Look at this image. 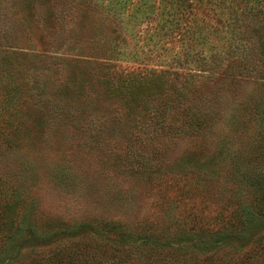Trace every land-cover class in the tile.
<instances>
[{
  "label": "trees",
  "instance_id": "1",
  "mask_svg": "<svg viewBox=\"0 0 264 264\" xmlns=\"http://www.w3.org/2000/svg\"><path fill=\"white\" fill-rule=\"evenodd\" d=\"M11 1L16 8L17 22L20 23L23 34L21 37H9L14 27L8 14ZM50 1L52 4L49 2V6H44L37 0H0V5L5 3V7H0V113L4 116L2 123L6 126L1 132V138L10 147L14 144V137L19 132L23 118L26 119L30 111L37 114L38 109L42 108L45 109L46 116L51 113L50 97L39 90L45 79H48L51 67L48 65L44 71H39L38 68L31 69L29 65H15L16 60H22L17 56L30 58L25 56L29 54L21 53L20 48L24 41L32 44L31 40L35 39L33 37L37 36L36 31H40L41 27L46 29V33L53 35L56 24L65 27L69 23L72 9L69 7L67 11L62 9L61 12L62 5L59 7L57 2ZM241 1L246 2L109 0L101 18L111 20L112 16H117L126 19L128 25H140L150 21L155 15L158 16L157 26L147 39L153 42V49H150L152 52L164 50L166 53H176L169 55V77L163 73L167 71L158 73L144 65L147 55H140L137 46L128 47L126 43L116 39L112 43H105L100 50L109 51V54L95 60L107 76L98 79L102 83L100 92L106 97L101 104L103 111L94 112L100 97L99 91L87 89L75 100H71L75 92L71 93L69 99L56 101L58 109L52 108L53 117L61 121L58 126L60 132L65 131L68 121H71L69 127L73 137L86 136L98 140L105 137L106 128L112 124L114 126H111V130L120 129L126 142L132 143L131 145L148 142L154 150L159 149L160 140L205 132L215 121L212 94H217L228 83L227 79H258L264 74V63L257 61V55H261L257 43L251 44L248 51V55H253L254 62L242 59L239 64L234 62L232 66V58L235 56L232 55V40H225L224 36L222 39L225 41L219 40V25L229 28L232 24V14L228 13L230 16H226L224 10H232V3L240 5ZM41 5L47 8L48 13L50 11L53 26L46 21L47 16H44ZM244 14L243 10L241 14L237 11L235 24H242L247 19ZM254 18L259 23L257 16ZM252 30L260 32L259 27ZM248 32L245 30L243 35L249 34ZM24 35L30 36V40L23 39ZM36 39L35 46H42V41L37 37ZM162 39H168L173 46L169 49L162 43ZM97 42L98 40L93 41L91 46L97 47L100 44ZM32 55L39 58L38 53ZM99 55L102 54L99 52ZM31 58L34 61L32 56ZM88 60L84 59L83 62L90 63ZM248 62L251 73L244 75L241 69L244 70V65ZM172 66L182 68V71L174 70ZM234 71L238 74L235 75ZM195 78L198 84H195ZM198 78H207V81L201 84ZM5 80L7 82L2 84ZM211 84L217 86L215 90ZM207 86L210 89L208 92ZM73 87L77 89L75 85ZM234 92L236 94L237 91ZM43 99L48 103L42 105ZM94 113L98 114L93 115ZM255 139L251 152L242 153L241 157L258 166L243 171V177L248 178V183L244 184L240 183L242 180H237L240 172L232 168L235 180L229 179L232 184L224 188L230 197L210 218L190 207L192 210L186 208L183 215L166 214L150 219L151 221L149 218L141 219L134 224L114 217H99L93 220L94 223L80 221L71 224L59 218H44L45 215L40 214L38 203L29 201L25 209L30 211L29 221L32 222L30 225L33 229L39 230L42 227L50 236L67 229L81 232L70 243L55 245L47 250H33L16 255V248L13 249L17 244L16 234L22 233L23 226L17 225L14 232L11 228L5 230L14 220L6 213L11 205L10 201L20 204L24 200L23 193H19L24 186L18 184L21 187L16 189L14 186L5 188L0 185V264H264V235L256 231L264 230V168L259 166L264 158V146L261 139ZM133 152L139 153L136 149ZM3 156L0 154L1 158ZM190 174L192 170L186 175ZM215 175L211 170H194L193 177L213 181L216 180ZM0 181L2 184L6 183L2 177ZM195 184L190 187L193 196L198 191V180ZM6 185L12 186L8 183ZM23 218L25 219L24 215ZM17 221L21 222L19 217ZM258 233L260 234L257 235Z\"/></svg>",
  "mask_w": 264,
  "mask_h": 264
},
{
  "label": "rangeland",
  "instance_id": "2",
  "mask_svg": "<svg viewBox=\"0 0 264 264\" xmlns=\"http://www.w3.org/2000/svg\"><path fill=\"white\" fill-rule=\"evenodd\" d=\"M54 1L59 7L62 5L61 12L62 9L67 11L69 7L72 9L69 23L65 27L56 24L53 35L50 32L46 33V29L41 27L40 31H36L38 33L36 37L42 41V46H35L37 43L35 36L33 37L35 39L31 40L32 44L24 41L20 48L21 53L29 54L25 56L30 58L20 55L16 58L22 60L15 61L17 66L21 63V65H29L31 69L38 68L39 71H44L48 65L51 67L48 79H45L39 89L41 93L50 97L51 113L46 116L45 109L42 108L38 109L37 114L30 111L26 119L23 118L12 147L1 138V132L6 126L2 123L4 116L0 113V154L4 155L0 157V177L6 181L5 184L0 183V185L5 188L14 186L16 189L21 187L18 184L24 186L19 191L23 193L24 200L20 204L10 201L11 205L6 213L14 220L12 225L9 220L10 223L5 230L11 228L14 232L17 225L23 226L22 233L16 234L17 244L13 247L16 248V255L68 244L81 233L67 229L50 236L42 227L41 230L33 229L30 225L32 222L29 221L30 211L25 209L29 201L38 203L40 214H44V218H59L71 224L80 221L94 223L93 220L99 217L120 218L128 224H134L141 219L149 218L148 220L151 221L150 219L160 218L166 214L183 215L186 208L192 210L190 207H194V211L206 218L214 216L216 209L223 207L230 197L224 188L232 184L229 179L235 180L232 168L240 172L237 180H242L240 183L244 184L248 183V178L243 177V171L258 166L241 156L242 153L251 152L254 146L252 144L256 142L255 138L261 139L264 146V74L258 79L250 77L244 80L243 78H232V81L227 79L228 83L219 89L217 94H212L215 121L209 129L206 128L203 133L186 134L172 140H160L159 149L154 150L148 142L131 145L132 143L126 142L122 137L120 129L111 130L113 128L111 126H114L112 124L106 128L105 137L98 140L86 136L75 138L69 127L71 121H68L65 131L60 132L58 126L61 123L59 118L53 117L52 108L58 109L56 101L69 99L71 93L75 92L71 97V100H75L81 97L80 93L92 89L99 91L100 95L94 112L103 111L101 104L106 97L100 92L102 83L98 79L107 76L103 74L102 68L98 67L95 60L109 54V51L100 50L105 43H112L116 39L123 41L128 47L137 46L140 55H147V62L144 65L157 70L158 73L171 69L169 55L176 53H166L164 50L150 51L153 49V42L148 41L147 37L157 26V15L140 25L134 23L128 25L126 19L117 16H112L111 20L101 18L105 14L109 0ZM37 2L44 6H49V2L52 4L50 0H37ZM9 3L11 5L8 14L14 25L12 35L9 37H21L23 34L20 23L17 22L16 8L12 6L14 2ZM44 6L42 12L47 16L46 21L53 26L50 11L48 13ZM0 7H5V3ZM242 10L247 19L244 18L242 24H235L236 13L238 11L241 14ZM224 12L226 16H230L228 13L232 14V24L229 28L219 25V33H221L219 40H232V55H235L232 58V66L234 62L239 64L242 59L254 62L253 55H248V51L251 44L255 43L261 53L257 55V61L264 63V0L262 2L246 0L245 3L241 1L240 5L232 3V10L226 9ZM254 16H257L259 23L255 22ZM43 23L45 25L44 21ZM254 27H259L260 32L252 30ZM245 30L249 31V34L244 36ZM255 35L257 37H254ZM29 37L24 35L23 39ZM97 40L100 44L94 48L95 45H91ZM162 43L169 49L173 46L168 39H162ZM238 47L241 50L237 49ZM99 52L102 55H99ZM34 53L39 54L38 59L32 55ZM84 59H89L88 61L91 62H83ZM250 62L244 65V70L241 69L244 75L251 73L247 66ZM172 68L182 71V68L176 66ZM168 71L163 72L167 77H169ZM234 74L237 75V71H234ZM244 75L238 76L244 77ZM206 79L198 78V81L205 84ZM6 82L7 80L2 84ZM196 83L198 84L195 78ZM201 86L204 88V85ZM216 87L213 86V89L215 90ZM227 89L230 90L227 92ZM209 90L207 86L206 91ZM234 90L237 91L236 94ZM43 102L42 105L48 103L44 99ZM110 108L113 110V107ZM135 149L139 151L138 154L133 152ZM259 166L264 168V158ZM191 170L192 174L186 175ZM194 170L203 172L211 170L216 174V180L207 181L193 177ZM197 180L198 191L193 196L190 187L196 185ZM7 183L12 186H7ZM18 217L21 222L17 221ZM256 231L264 235V230L262 232L261 229H256Z\"/></svg>",
  "mask_w": 264,
  "mask_h": 264
}]
</instances>
